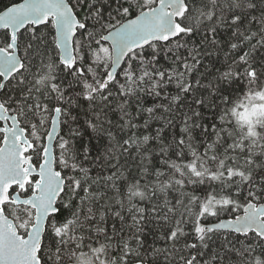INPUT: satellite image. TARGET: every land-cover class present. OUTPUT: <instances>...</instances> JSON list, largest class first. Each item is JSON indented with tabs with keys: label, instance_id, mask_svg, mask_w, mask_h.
<instances>
[{
	"label": "snow or ice",
	"instance_id": "obj_1",
	"mask_svg": "<svg viewBox=\"0 0 264 264\" xmlns=\"http://www.w3.org/2000/svg\"><path fill=\"white\" fill-rule=\"evenodd\" d=\"M0 264H264V0H0Z\"/></svg>",
	"mask_w": 264,
	"mask_h": 264
},
{
	"label": "trees",
	"instance_id": "obj_2",
	"mask_svg": "<svg viewBox=\"0 0 264 264\" xmlns=\"http://www.w3.org/2000/svg\"><path fill=\"white\" fill-rule=\"evenodd\" d=\"M7 2H8V0H3V3H5V4H6Z\"/></svg>",
	"mask_w": 264,
	"mask_h": 264
}]
</instances>
